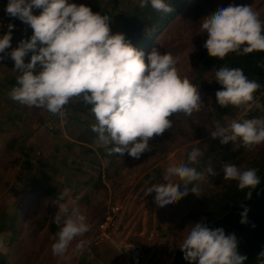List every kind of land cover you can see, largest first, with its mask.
<instances>
[{
    "label": "clouds",
    "instance_id": "1",
    "mask_svg": "<svg viewBox=\"0 0 264 264\" xmlns=\"http://www.w3.org/2000/svg\"><path fill=\"white\" fill-rule=\"evenodd\" d=\"M138 6H150L161 13L173 11L167 0H138ZM33 9H41L39 15ZM4 11L32 29L30 38L21 39L15 48L11 46L14 24L9 23L0 36V60L10 57L13 70L18 73L9 98L61 119L70 102L91 105L94 122L90 130L96 135L97 144L110 155L127 153L139 160L143 153L152 151L150 141L172 127L170 118L174 114L190 117L200 109L203 101L199 88L178 72L177 58L153 48L145 59V52L137 49L124 33L111 31L112 16L94 12L75 0H8ZM197 33L207 34L203 48L220 60L229 53L243 56L264 52V19L252 5L230 3L218 7L201 18ZM29 53L30 60L26 62ZM214 80L221 85L215 92L221 108L231 105L247 113L259 107L254 93L260 84L250 80L242 68L219 67ZM210 135L219 138L221 144L239 140L245 148L252 149L264 143V119L217 124ZM200 156V149L193 148L188 162L169 166L163 177L167 183L153 184L145 190V196L154 192L158 207L175 204L188 194V185L205 178L203 172L190 166ZM206 171L218 174L211 166ZM221 172L223 180L236 181L240 190L260 184L255 168L242 169L225 162ZM172 177L177 180L171 181ZM191 191L198 190L193 186ZM247 212L245 207L241 223L247 222ZM53 222L58 227L51 245L54 256H63L77 237L91 229L75 202L71 208L59 205ZM4 243V236L0 235V248ZM87 243L80 239L75 248L83 251ZM179 248L189 264H243L246 260L238 251L234 233L226 234L221 227L210 228L204 220L193 223Z\"/></svg>",
    "mask_w": 264,
    "mask_h": 264
},
{
    "label": "rangeland",
    "instance_id": "2",
    "mask_svg": "<svg viewBox=\"0 0 264 264\" xmlns=\"http://www.w3.org/2000/svg\"><path fill=\"white\" fill-rule=\"evenodd\" d=\"M75 2L90 6L94 12L112 16L110 27L113 33L120 32L117 25L122 18L131 20V11L138 5V0H121L115 7L113 0ZM230 3L252 5L264 19V0H189L169 27L159 33L153 48L169 43L173 49L171 54L177 58L178 72L190 81L208 57L203 48L207 34L197 33L201 18ZM5 6L6 0H0L3 14H6ZM40 11L33 9L36 15ZM18 22L13 29L12 48L32 34L28 25ZM0 32L2 36L1 29ZM30 56L25 57L26 62ZM6 65L3 69L0 66L1 79L3 83L6 81L3 86L9 92L15 85L8 80L18 73L13 70L14 61L10 57ZM202 75L203 79H197L196 83L203 102L190 118L195 121L196 130L207 128L206 135L198 139L181 137L173 148L169 147L167 154L153 150L143 153L139 160L129 155L102 156L96 135L90 130L91 117H85L88 121L85 125L82 110L88 113L90 110L82 102L73 101L66 105V116L61 119L48 117L41 109L13 101L8 92L0 94V235L11 242H5L0 248L6 264H127L124 257L126 244L142 248L145 264H172L175 251L193 223L198 222L200 214L193 201L184 205L183 197L173 205L158 207L153 200L155 193L145 196V190L153 184L167 183L163 179L166 169L187 163L188 153L193 148L203 151L205 147L201 148L199 144L202 140H210L221 152L235 150L239 145L238 141L221 144L219 138L211 137L210 132L215 130V125H221L222 120L213 113V92L202 81L215 79L214 71L208 70ZM254 100L259 105L252 109L254 117L263 119L264 89L254 93ZM243 114L244 111L233 117L224 116L225 126L232 120L241 121ZM66 118L75 123L68 126ZM202 122H205L204 127H201ZM85 146L93 148L94 152L86 153ZM197 163L190 166L195 168ZM176 180V177L171 178V181ZM199 182L201 180L194 181L196 186ZM39 184L53 187L60 196L53 199L38 187ZM183 187L181 184V191ZM18 190L22 201L12 213L11 209L16 205L14 194ZM73 202L86 215L91 229L83 237H77L63 256H54L51 245L58 227L53 217L59 205L71 208ZM112 207L116 208L115 223L111 232L104 234L99 226L108 211L113 213ZM12 214L17 216L14 237L6 229L12 221ZM80 239L88 241L83 251L75 248Z\"/></svg>",
    "mask_w": 264,
    "mask_h": 264
},
{
    "label": "trees",
    "instance_id": "3",
    "mask_svg": "<svg viewBox=\"0 0 264 264\" xmlns=\"http://www.w3.org/2000/svg\"><path fill=\"white\" fill-rule=\"evenodd\" d=\"M114 5L120 3L121 0H113ZM8 0H6L7 4ZM167 2L172 7L173 11L171 13H161L156 12L150 6L146 8H140L138 5H135L134 9L131 11V20L121 19L117 28L121 33L125 34L126 39H128L137 49H141L145 52V59H147V53L153 49L154 44L158 38L160 32L166 30V27H169L170 23L184 10V7L187 5L189 0H167ZM196 9V7L194 6ZM104 12H108L106 9H103ZM197 11V9H196ZM3 11L0 12V17L3 16ZM4 17V16H3ZM0 18V19H1ZM9 23L17 24L19 23V19H14L9 17ZM6 19V17L4 18ZM8 23V24H9ZM7 31V28L2 30V35ZM1 33V32H0ZM14 31H12L13 35ZM160 52L172 53L173 49L169 43L165 42L161 47L157 48ZM31 54V53H29ZM3 55V54H0ZM9 58L7 56L4 59L0 60L1 68H5L3 66L6 59ZM3 64L1 65V63ZM198 60L196 61V64ZM204 66L198 70L194 77L190 80L193 81L192 84L195 87H199L196 83L197 79H203V72H208V70L214 71L222 66H228L232 68H242L245 75L250 80H256L260 84V88L256 91V93L260 92L264 89V52L254 51L250 54L239 56L234 53H229L224 60H220L215 57H208L204 61ZM209 88L212 90V111L219 119L222 120L221 125L225 126L224 116L233 117L244 111L243 108H237L234 106H228L226 108H221L217 102L215 97V92L221 88L214 79H204L202 80ZM6 81H4L5 83ZM11 84L16 86V77L8 80ZM3 80L0 78V94H6L8 90L3 86ZM76 108H80V106H75ZM86 107L90 108L91 105H86ZM82 109V107L80 108ZM48 117H55L44 109ZM84 115L85 125L88 123L87 117H91V122H94V117L85 110H82ZM40 113V112H39ZM255 114L253 110L245 113L242 116L243 119H251ZM172 127L165 131V133L161 136L155 137L149 143V147L153 150L159 151V153L167 154L170 148H173L181 137H191L192 139H198L206 135L207 131L205 128L198 129L195 127V121L189 116H185L183 114H174L171 118ZM264 119V118H263ZM241 120V121H242ZM83 121V120H82ZM67 125L69 123L73 124L75 121H70L66 118ZM205 122H202L201 127H204ZM69 126V125H68ZM196 130V131H195ZM239 145L235 150H228V152H221L213 147L210 143V140H202L199 144L205 147L202 152V156L198 158V163L195 166L198 172H203L205 178L199 182V184L193 182V185H188L189 191L186 196L183 197L184 205H189L192 203L197 206L196 210L200 214V218L198 220H204L207 224L213 222L214 220L223 216L226 212L228 213L232 210L233 207L241 200H243L251 191L252 188H245L243 190L238 189L237 182L234 180L225 181L221 172L222 165L226 163L235 164L242 169L247 168H255L257 169V175L260 178V181L264 180V143L253 147L252 149L245 148L241 141L237 140ZM170 147V148H169ZM103 157L114 158L117 154H109L107 149L104 146H98ZM86 153L94 152L93 148H89L87 146L84 147ZM201 150V149H200ZM147 153V152H145ZM120 155V154H118ZM128 155L125 153L123 156ZM31 167H34L33 164L29 162ZM28 166V167H30ZM211 166L218 174L210 175L207 173L206 169ZM195 186L197 188V193L191 191V188ZM38 187L44 191L49 196H52L54 199L58 197L56 193V189L53 187L45 186L44 184H39ZM184 190V187L182 191ZM14 203L16 205L11 209L16 212L15 209L19 208L22 198L20 196V191H16ZM55 201V200H54ZM192 211H190L191 213ZM9 234L14 237L16 235L17 230V216L16 214H12V221L8 227H6ZM1 230V229H0ZM6 243L11 244L10 240L4 239ZM5 254L2 250H0V264H6ZM256 264H264V255H262Z\"/></svg>",
    "mask_w": 264,
    "mask_h": 264
},
{
    "label": "water",
    "instance_id": "4",
    "mask_svg": "<svg viewBox=\"0 0 264 264\" xmlns=\"http://www.w3.org/2000/svg\"><path fill=\"white\" fill-rule=\"evenodd\" d=\"M248 209L247 222L241 223V213ZM210 228L221 227L226 234L234 233L238 240V251L246 256L243 264H256L264 255V180L228 213L209 223ZM172 264H189L178 248Z\"/></svg>",
    "mask_w": 264,
    "mask_h": 264
},
{
    "label": "built area",
    "instance_id": "5",
    "mask_svg": "<svg viewBox=\"0 0 264 264\" xmlns=\"http://www.w3.org/2000/svg\"><path fill=\"white\" fill-rule=\"evenodd\" d=\"M6 17V19H4ZM4 18L2 22H0V29L1 31L7 28V25L9 23L8 19L10 20L9 16L4 14ZM15 26H18V23L15 24ZM113 208V213L111 211L107 212V215L103 218L100 224V229L104 232V234L108 232H111V228L114 226L115 223V211L116 208ZM124 257L127 262V264H145V254L141 247L135 244H126L124 246Z\"/></svg>",
    "mask_w": 264,
    "mask_h": 264
},
{
    "label": "crops",
    "instance_id": "6",
    "mask_svg": "<svg viewBox=\"0 0 264 264\" xmlns=\"http://www.w3.org/2000/svg\"><path fill=\"white\" fill-rule=\"evenodd\" d=\"M8 60V58L6 59V61ZM6 61H4V66H5V68L8 66V65H6ZM1 69H3V68H1ZM1 69H0V78H1ZM5 70V69H4ZM6 71V70H5Z\"/></svg>",
    "mask_w": 264,
    "mask_h": 264
}]
</instances>
